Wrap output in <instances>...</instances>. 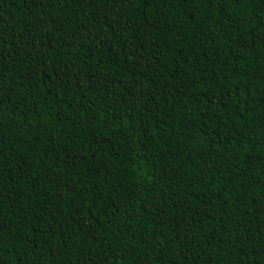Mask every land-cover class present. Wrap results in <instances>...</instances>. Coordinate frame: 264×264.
I'll return each mask as SVG.
<instances>
[{
	"label": "trees",
	"instance_id": "16d2710c",
	"mask_svg": "<svg viewBox=\"0 0 264 264\" xmlns=\"http://www.w3.org/2000/svg\"><path fill=\"white\" fill-rule=\"evenodd\" d=\"M0 264H264V0H0Z\"/></svg>",
	"mask_w": 264,
	"mask_h": 264
}]
</instances>
